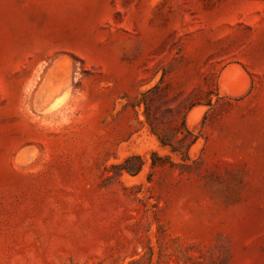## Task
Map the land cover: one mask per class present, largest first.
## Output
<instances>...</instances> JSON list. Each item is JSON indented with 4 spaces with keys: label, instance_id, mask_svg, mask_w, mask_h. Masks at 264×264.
Here are the masks:
<instances>
[{
    "label": "rangeland",
    "instance_id": "rangeland-1",
    "mask_svg": "<svg viewBox=\"0 0 264 264\" xmlns=\"http://www.w3.org/2000/svg\"><path fill=\"white\" fill-rule=\"evenodd\" d=\"M134 259L264 264V0H0V264Z\"/></svg>",
    "mask_w": 264,
    "mask_h": 264
},
{
    "label": "bare ground",
    "instance_id": "bare-ground-1",
    "mask_svg": "<svg viewBox=\"0 0 264 264\" xmlns=\"http://www.w3.org/2000/svg\"><path fill=\"white\" fill-rule=\"evenodd\" d=\"M226 70H228V69H226ZM231 70V69H230ZM224 71V70H223ZM240 72V71H239ZM222 75V74H221ZM219 78V77H218ZM230 78H231V72H229V71H226L225 72V74L223 75V77H222V81L227 85V89H228V91H230L231 93H235L236 91H235V89H232L231 87H230V85H229V82H230ZM221 79V78H220ZM243 81H245V80H243ZM242 81V82H243ZM248 86V85H247ZM241 90V89H240ZM248 92V91H247ZM237 97V96H236ZM205 109V108H204ZM196 113V112H195ZM194 113V114H195ZM201 113V112H200ZM193 113L191 114V115H194ZM196 118V117H195ZM192 119V118H191ZM191 122V121H190ZM198 124V123H197ZM200 126V125H199Z\"/></svg>",
    "mask_w": 264,
    "mask_h": 264
},
{
    "label": "trees",
    "instance_id": "trees-1",
    "mask_svg": "<svg viewBox=\"0 0 264 264\" xmlns=\"http://www.w3.org/2000/svg\"><path fill=\"white\" fill-rule=\"evenodd\" d=\"M128 264H140V260L134 259V260H131Z\"/></svg>",
    "mask_w": 264,
    "mask_h": 264
}]
</instances>
